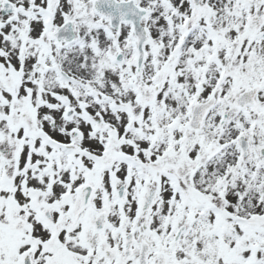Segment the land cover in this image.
Wrapping results in <instances>:
<instances>
[{"label": "snow or ice", "instance_id": "snow-or-ice-1", "mask_svg": "<svg viewBox=\"0 0 264 264\" xmlns=\"http://www.w3.org/2000/svg\"><path fill=\"white\" fill-rule=\"evenodd\" d=\"M0 264H264V0H0Z\"/></svg>", "mask_w": 264, "mask_h": 264}]
</instances>
